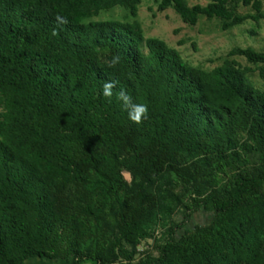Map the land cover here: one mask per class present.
<instances>
[{
    "label": "trees",
    "instance_id": "trees-1",
    "mask_svg": "<svg viewBox=\"0 0 264 264\" xmlns=\"http://www.w3.org/2000/svg\"><path fill=\"white\" fill-rule=\"evenodd\" d=\"M139 3L0 0V264H264V90L233 59L205 70L135 19L94 18ZM157 7L223 29L264 19L261 0Z\"/></svg>",
    "mask_w": 264,
    "mask_h": 264
},
{
    "label": "rangeland",
    "instance_id": "rangeland-1",
    "mask_svg": "<svg viewBox=\"0 0 264 264\" xmlns=\"http://www.w3.org/2000/svg\"><path fill=\"white\" fill-rule=\"evenodd\" d=\"M160 0H140L136 15L132 16L129 10L116 6L94 17L96 19L137 20L142 27L144 37H157L178 50L181 57L189 64L210 70L221 64L225 59H233L240 67L248 68L247 76L253 85L264 90V80L259 76L257 66L243 56L229 55L235 47H251L264 53V19L253 21L248 18L240 24L223 29L222 21L218 18L200 16L194 25L184 23L172 7L163 11L158 10ZM262 7L264 9V0ZM188 5H205L209 0H186ZM238 15L253 14L250 5L239 2L234 8ZM181 216H176L179 220ZM210 218L209 213H199L194 222L204 223ZM150 241V240H149ZM150 243V242H148ZM24 264H66L62 260L33 258ZM89 264V263H84Z\"/></svg>",
    "mask_w": 264,
    "mask_h": 264
},
{
    "label": "clouds",
    "instance_id": "clouds-1",
    "mask_svg": "<svg viewBox=\"0 0 264 264\" xmlns=\"http://www.w3.org/2000/svg\"><path fill=\"white\" fill-rule=\"evenodd\" d=\"M119 61V57H115L113 64ZM115 83L112 80H107L102 86V95L111 98ZM119 99L123 101L124 107L128 111V118L133 122L139 123L142 119H146L148 115V105L144 103H133L132 97L125 90L119 92Z\"/></svg>",
    "mask_w": 264,
    "mask_h": 264
}]
</instances>
